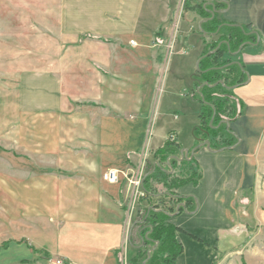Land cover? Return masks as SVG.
<instances>
[{
  "label": "crops",
  "instance_id": "1",
  "mask_svg": "<svg viewBox=\"0 0 264 264\" xmlns=\"http://www.w3.org/2000/svg\"><path fill=\"white\" fill-rule=\"evenodd\" d=\"M189 1L186 9L183 0H8L20 53L39 57L19 79V98L24 115L38 120L25 131V151L41 159L23 183L16 172L9 179L0 264L135 258L143 244L133 241L137 218L149 206L143 185L133 195L136 175L169 138L187 157L196 144L201 8L212 12L217 0ZM223 1V19L251 27L258 43L227 57L248 75L235 91L243 114L229 124L239 143L201 147L192 157L202 179L177 191L197 203L169 221L183 246L177 264H219L235 247L264 241V0ZM110 171L118 183L104 180Z\"/></svg>",
  "mask_w": 264,
  "mask_h": 264
},
{
  "label": "trees",
  "instance_id": "2",
  "mask_svg": "<svg viewBox=\"0 0 264 264\" xmlns=\"http://www.w3.org/2000/svg\"><path fill=\"white\" fill-rule=\"evenodd\" d=\"M226 9L223 0L216 1L215 14L201 8L203 32L207 37L200 71L195 77L194 97L202 105L200 124L195 130V148L185 158L181 144L169 138L153 153L143 183L149 206L138 215L133 240L144 244L130 264H177L183 246L177 239L179 229L169 221L174 215L197 209L194 198L181 197L177 191L189 184L198 185L203 176L192 154L207 141L213 151L231 150L239 143L229 124L243 114L244 105L235 91L247 83L248 75L240 63L227 57L238 54L242 47L257 45L258 35L251 27L223 19L222 12ZM154 184L162 185L167 193L161 195Z\"/></svg>",
  "mask_w": 264,
  "mask_h": 264
},
{
  "label": "rangeland",
  "instance_id": "3",
  "mask_svg": "<svg viewBox=\"0 0 264 264\" xmlns=\"http://www.w3.org/2000/svg\"><path fill=\"white\" fill-rule=\"evenodd\" d=\"M7 4L8 0H0V237L1 232L8 226L9 179H13L12 175L16 172V183H23V172L33 170L30 167L31 162L41 159L33 156L30 151H25V140L29 142L32 138L25 136V131L30 134L31 128L38 126V120H32L24 115L19 98L21 94L19 79L24 74V70L29 68L31 61L35 59L38 62L39 57L20 53L24 50V42L15 39L16 27L8 23L11 11L7 8ZM186 4L189 6L190 1L183 0V6L185 5L187 9ZM24 161L27 163L25 164ZM148 169L146 167L144 173L137 174L136 180L132 181L135 183L139 180L141 183L140 186L132 184L133 195H140ZM255 230L258 234L259 229ZM243 235L241 233V238ZM260 235H264L263 232L262 234L260 232ZM244 239L246 241V238ZM257 243L260 245L255 248L248 247L247 242L235 247L237 252H233L229 258L219 264H264V241ZM3 250L0 246V252ZM250 252H253L251 260L248 256Z\"/></svg>",
  "mask_w": 264,
  "mask_h": 264
},
{
  "label": "built area",
  "instance_id": "4",
  "mask_svg": "<svg viewBox=\"0 0 264 264\" xmlns=\"http://www.w3.org/2000/svg\"><path fill=\"white\" fill-rule=\"evenodd\" d=\"M132 44H134V42H132ZM142 174L144 173V171L141 172ZM104 180L108 181L110 183L116 184L119 182V173L117 171H110L107 174L104 175ZM135 186H140V182L139 180H137L135 183ZM56 264H65L61 261H57Z\"/></svg>",
  "mask_w": 264,
  "mask_h": 264
},
{
  "label": "water",
  "instance_id": "5",
  "mask_svg": "<svg viewBox=\"0 0 264 264\" xmlns=\"http://www.w3.org/2000/svg\"><path fill=\"white\" fill-rule=\"evenodd\" d=\"M215 12H217L215 9L212 11V13L213 14H215ZM244 49V47H242V49L240 50V52L242 51ZM199 71H200V68H199ZM222 84H223V82H222ZM201 147H207L209 150H212L211 149V143H210V141H207V142H205ZM195 153V152H194ZM183 155H184V157L185 158H187V155H188V151L187 150H183ZM143 244H144V241H143ZM142 244V245H143ZM141 248V247H140ZM150 258V257H149ZM144 264H146V262L144 263Z\"/></svg>",
  "mask_w": 264,
  "mask_h": 264
}]
</instances>
